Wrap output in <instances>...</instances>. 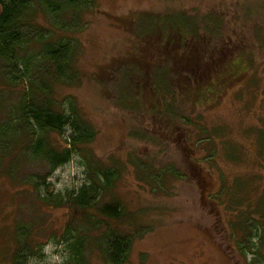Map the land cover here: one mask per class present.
I'll return each instance as SVG.
<instances>
[{"label": "rangeland", "instance_id": "374dc122", "mask_svg": "<svg viewBox=\"0 0 264 264\" xmlns=\"http://www.w3.org/2000/svg\"><path fill=\"white\" fill-rule=\"evenodd\" d=\"M82 15V29L59 33L76 45L75 74L53 84L49 103L95 136L52 171L31 156L33 139L6 144L9 130L1 132L0 264H67L73 233L85 237L86 264H106L98 237L110 228L133 237L125 264H264V0H95ZM153 15L173 16L188 28L197 24L201 35L209 34L203 47L229 54L230 69L247 60L244 75L211 107L175 106L167 98L157 105L163 113H155L160 94L135 92L136 77L152 63L153 85L172 97L157 36L149 37ZM35 23L53 27L43 13ZM27 84L12 87L0 79V124ZM173 108L179 115H171ZM171 121V129L162 126ZM73 130L50 132L52 146L71 148ZM185 139L202 164L197 169L180 149ZM92 163L115 168L118 179L103 189L87 224L67 201L91 182ZM111 200L124 205L127 219L99 214ZM18 236L24 238L20 256Z\"/></svg>", "mask_w": 264, "mask_h": 264}, {"label": "trees", "instance_id": "16d2710c", "mask_svg": "<svg viewBox=\"0 0 264 264\" xmlns=\"http://www.w3.org/2000/svg\"><path fill=\"white\" fill-rule=\"evenodd\" d=\"M0 3V66L2 68L0 79L12 87H17L25 80L29 81L25 93L21 95V101L10 111V116L8 115L9 117L7 116L0 124V135L1 132L9 130L11 138L5 143L13 142L12 145L24 138L26 141L28 137L33 139L29 145L31 156L43 158L53 171L71 160L75 148L91 142L95 136L92 127L86 123H79L77 117L72 121L71 116L56 112L49 103L53 84L71 76L76 54V45L72 44L71 40H66L65 34L59 33L82 29L84 27L82 13L93 8L95 0H0ZM40 13L50 18L52 29H45L35 23ZM173 19V16L168 15L155 16L154 22L157 24L149 33V37L157 36L159 48L157 57L168 67L169 74L168 77L166 76V81H171L172 97L160 93L159 84L157 87L153 85L150 71L152 63L144 71L143 77H136L135 92L142 91L144 95L146 92L160 94L161 97L156 98L157 101L152 104L155 113H163V110H159L157 106L161 101L163 107L168 103L175 106L189 104L192 109L198 106L211 107L231 83L244 75L248 62L242 58L234 62L235 64L232 63L230 69V66H226L230 63L229 54L223 52L227 61L222 63L225 57L220 56V58L214 53L216 50L213 47L206 48L205 44L204 47L201 44L208 39L206 37L208 33L201 35L197 24H194L193 28H188L184 22L173 23ZM169 20L170 22H164ZM162 25L165 26L161 27ZM53 36L58 37L54 39ZM223 50L227 51V47ZM184 94L187 99L177 102L178 97ZM2 97L0 96V105L4 101ZM170 112L172 116L179 115L174 108ZM72 114L76 115L75 110ZM172 124L171 121L162 126L169 130ZM68 125H72L74 129L71 142L68 143L71 148L58 150L52 146L49 133L62 132ZM5 143L3 140V147ZM179 145L185 156L190 158L192 167L197 169L199 165L202 166L193 159L194 150L191 142L187 140L186 143L185 139ZM93 165L96 166V170L90 177L91 182L81 187L74 197L68 198V204L64 201L59 203L74 208L75 213L82 212L83 220L87 224L91 219L90 209L97 200L102 199L103 189H109L118 179L115 168L107 169L102 164ZM197 176L199 179V174ZM202 182L204 179L201 174V185ZM98 212L102 217L116 221H124L128 218L124 205L118 200L102 203L98 207ZM68 226H71V222ZM73 238L75 240H72L67 264H86L83 253L85 237L82 235L76 237L73 233L71 239ZM18 240L21 241V247L17 256H20L23 254L21 248L24 238L18 236ZM98 242L106 264H125L131 252L133 237L128 233H121L119 229L110 228L98 237Z\"/></svg>", "mask_w": 264, "mask_h": 264}]
</instances>
